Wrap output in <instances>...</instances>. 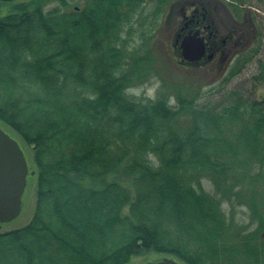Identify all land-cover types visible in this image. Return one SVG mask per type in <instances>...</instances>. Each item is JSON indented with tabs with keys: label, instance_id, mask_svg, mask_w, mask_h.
I'll return each mask as SVG.
<instances>
[{
	"label": "trees",
	"instance_id": "trees-1",
	"mask_svg": "<svg viewBox=\"0 0 264 264\" xmlns=\"http://www.w3.org/2000/svg\"><path fill=\"white\" fill-rule=\"evenodd\" d=\"M143 6L31 0L0 16V121L38 184L30 222L0 233V264H264V62L249 96L133 94L153 67Z\"/></svg>",
	"mask_w": 264,
	"mask_h": 264
},
{
	"label": "flooded vegetation",
	"instance_id": "flooded-vegetation-1",
	"mask_svg": "<svg viewBox=\"0 0 264 264\" xmlns=\"http://www.w3.org/2000/svg\"><path fill=\"white\" fill-rule=\"evenodd\" d=\"M143 3L152 9L158 0ZM165 18L172 33L170 46L181 65L223 71L239 60L249 65L252 86L251 76L264 62V0H172ZM191 38L200 40L203 48L189 51L183 62V45Z\"/></svg>",
	"mask_w": 264,
	"mask_h": 264
},
{
	"label": "rangeland",
	"instance_id": "rangeland-1",
	"mask_svg": "<svg viewBox=\"0 0 264 264\" xmlns=\"http://www.w3.org/2000/svg\"><path fill=\"white\" fill-rule=\"evenodd\" d=\"M26 1L31 0H0V16H4L6 15V13L10 12L11 4ZM160 1L162 2V6L160 4ZM170 1L172 0H158V3L152 9H150L148 5H145L143 6V10L135 15L137 17L136 19H139L140 22L143 21L144 27L148 29L145 30L148 31V33L146 32L147 35H153L150 43L151 47L146 48L150 51L153 67L151 68V71H149V76L146 81L142 84L136 85L134 88H131L130 92L137 95L155 97L159 88L164 83L166 85V88H171V91L176 92V90L179 88H181V90L185 89L186 91H188V94L192 91H194L195 93H197L198 91H202L206 94L207 97H210L214 95V93H217L218 89H221L220 92H222L228 91L232 87L241 88L246 96H249V94L252 95V86H250L249 84V65L245 67L244 64L240 63L239 60L236 67L230 70L223 71H220L213 66L204 68H186L180 64V58L179 60L177 59V55L174 53L173 48L170 46L173 40L172 33L168 29L169 27L167 24V19L165 18V14L167 12L168 4L170 3ZM71 2L73 3V8H80L84 0H71ZM154 9L158 12L159 10H161L162 12L163 10L157 21L155 17L156 11H154ZM136 26L137 30H135L134 33V38H136V41L133 40L134 44L131 43L130 47H139V44L141 43L139 34L142 32V30H144V28L142 29V24L141 28H139L138 23H136ZM262 57L264 58V54ZM238 69L243 70H241L237 74ZM226 75L235 77V79L231 81L232 83L230 85L226 82ZM253 96L258 99L264 97V84L259 85L256 88ZM0 126L7 132L12 134V136H14L19 141L28 160L29 170L31 171L34 169L35 171V164L32 158V150L29 145H27V143L21 137H19L14 131H12L1 121ZM37 186V175H32L31 173H29L26 192L23 197V209L21 213L14 219L7 222H0V233L22 227L30 222L36 206ZM163 257V255L157 253H150L145 256L133 257L128 264H141L147 261H157L158 259L160 260ZM176 260L179 262V264H185L178 259Z\"/></svg>",
	"mask_w": 264,
	"mask_h": 264
},
{
	"label": "water",
	"instance_id": "water-1",
	"mask_svg": "<svg viewBox=\"0 0 264 264\" xmlns=\"http://www.w3.org/2000/svg\"><path fill=\"white\" fill-rule=\"evenodd\" d=\"M183 48L185 55L183 62H186L189 51L195 52L203 47L200 40L191 38L188 42H184ZM29 173L34 174L35 171L29 170L21 144L0 126V222L10 221L21 213ZM141 264H179V262L171 256H164L160 260Z\"/></svg>",
	"mask_w": 264,
	"mask_h": 264
}]
</instances>
